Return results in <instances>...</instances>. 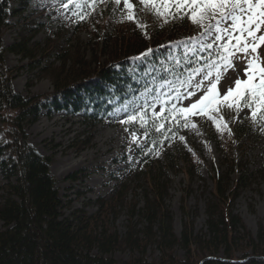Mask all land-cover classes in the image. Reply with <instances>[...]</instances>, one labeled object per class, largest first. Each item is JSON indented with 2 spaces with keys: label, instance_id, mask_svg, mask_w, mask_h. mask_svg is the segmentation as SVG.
I'll return each mask as SVG.
<instances>
[{
  "label": "trees",
  "instance_id": "1",
  "mask_svg": "<svg viewBox=\"0 0 264 264\" xmlns=\"http://www.w3.org/2000/svg\"><path fill=\"white\" fill-rule=\"evenodd\" d=\"M34 1L0 0V132L5 138L0 142V264H120L112 257L120 251L133 256L123 264H264V223L253 236L233 211L250 178L242 164L234 166L239 170L236 180L220 170L211 171L214 189L205 209L206 233H195V218L184 212L187 219L181 236L175 234L174 217L166 204L171 178L183 174L192 181L198 170L192 151L203 145L196 130L191 125L184 127L183 120L167 118L163 122L146 112L141 114L146 118L141 122L138 112L131 115L136 119L127 124L128 130L147 140L137 150L135 162H125L130 181L145 187L142 208L139 203H127L130 186L120 178L111 200L99 204L97 216L82 210L65 216L66 206L50 170L53 159L36 151L26 128L47 112L79 116L93 130L119 107L132 110L134 100L218 58L224 50L188 54L182 50L184 43L177 46L178 37L192 34L187 18H169L149 39L135 26L125 29L113 24L91 61L78 51L72 55L61 39L59 43L53 38L35 42L39 30L31 37L22 31L13 45L4 47L2 35L10 27V18L24 16ZM116 13L115 0H96L92 8L85 5L75 27L89 30L100 20L112 24ZM163 39L170 41L161 44ZM8 53L27 60L30 67L48 77L53 92L33 97L16 93L13 76L18 70L7 67ZM105 55L109 57L106 63L102 62ZM52 60L60 68H54ZM45 61L47 66L42 68ZM207 134L227 156L216 132L208 127ZM233 134L239 145H254L264 134V119L259 114L256 123L245 118L234 125ZM125 206L130 214L122 237L108 222L116 207ZM137 218L140 224H136ZM179 249L184 252L182 260L176 255ZM151 250L159 252L158 263L149 261Z\"/></svg>",
  "mask_w": 264,
  "mask_h": 264
},
{
  "label": "rangeland",
  "instance_id": "2",
  "mask_svg": "<svg viewBox=\"0 0 264 264\" xmlns=\"http://www.w3.org/2000/svg\"><path fill=\"white\" fill-rule=\"evenodd\" d=\"M95 1L35 0L24 16L10 18V27L3 33L2 43L4 47H10L19 39L20 32L24 31L26 37H31L35 31L39 30L34 38L35 42L43 43L48 38L58 42L61 39L65 49L71 48L72 55L78 51L81 57L84 56L87 61H91L94 50L101 49L100 44L113 24L125 29L135 26L143 32L145 39H149L155 28H164L168 23L164 22L163 18L153 15L148 8L141 6L139 0H129L134 5L132 10H129L121 0L119 5L116 4L117 13L112 24L106 20H100L89 30H77L75 26L85 5L92 8ZM12 7L14 8V5ZM131 13H134V19H129ZM215 23V17H209L203 25L194 24L191 21L192 34L178 37L176 45L184 43L182 50L188 54L213 52L216 48L223 50L221 45L224 41L216 39L217 31L215 29L206 31L208 24ZM229 23L228 21L221 23L220 28L228 27ZM239 24L240 21H237V27ZM232 31L236 33V28ZM223 35L227 37V33ZM255 35L257 37L264 35V25ZM169 41V39H163L161 44ZM258 51L261 60L264 61V46ZM221 56L195 68L201 70L199 74L194 73L195 69L187 71L183 76L173 77L153 91L145 93L134 100L132 110H129L126 105L119 107L104 124L93 130L86 126L79 116L69 117L64 113L48 115L47 112H44L37 123L26 128L29 140L36 151L42 156L53 159L50 170L57 181L60 196L66 206L65 216L81 210L88 216H97L101 213L99 204L111 200L117 186L116 180L120 178H123L130 186L127 203H139V208L144 206L145 187L142 183L130 181L132 178L125 162L134 163L137 159V150L144 148L147 140L145 136L131 133L127 124L135 120H127L135 112H138L140 116L147 112L153 119H160L163 122L165 119L161 116L167 117L171 122L183 120L180 117L172 118L173 106L176 109L187 107L190 102H195L197 96L202 95L201 91L197 93V96L186 97L187 92L194 90V87L190 89L188 85L191 83L194 86L195 81L201 80L211 65L221 64ZM102 60L106 63L109 57L105 55ZM5 61L7 67L18 70L13 76V87L16 93L24 97H33L53 92L52 81L48 77H43L39 70L30 67L27 60L8 53ZM51 62L54 63V68H60L59 62L56 63V60ZM232 62L235 69H228L218 84L222 94L229 87L234 88V81L237 78L241 80L246 78L243 74L244 59L238 55ZM45 63L46 65L43 64L42 68L47 66L46 61ZM220 70L223 72V69ZM215 71V69L212 70V76L215 75ZM190 76L191 81H189ZM204 84L207 85L208 81L205 80ZM177 96H180V99H177ZM212 115L217 121L226 122L227 127L222 125L218 130L213 120L208 119L206 115L189 117L190 128L196 130L203 145L198 150L192 151L193 161L198 169L192 181L189 182L183 174L173 175L171 178V188L166 204L174 217L175 234L177 237L181 236L182 225L187 219L184 212H189L195 218V233H206L205 209L208 200L212 198L214 189L210 177L211 171L220 170L223 174H227L229 179L236 180L239 170L234 166L242 164L248 168L250 178L246 189L234 203L233 211L241 218L247 230L256 236L259 224L264 223V134L258 143L241 146L235 139L233 127L245 118L251 123H256V118L252 117L251 111L243 108L237 113L235 108L229 109L221 105L219 111ZM142 116L141 122H145L146 118ZM208 127L216 132L222 142L223 152L227 156L209 139ZM174 138V136L171 137L173 140ZM4 140V135L0 132V142ZM113 213L108 222L109 227L123 237L129 220L128 207H116ZM135 222L140 224L138 218ZM176 255L179 259H184V252L180 249L177 250ZM112 257L120 264L129 262L133 258L132 254L124 251L116 252ZM148 259L158 263L159 252L149 251Z\"/></svg>",
  "mask_w": 264,
  "mask_h": 264
},
{
  "label": "snow or ice",
  "instance_id": "3",
  "mask_svg": "<svg viewBox=\"0 0 264 264\" xmlns=\"http://www.w3.org/2000/svg\"><path fill=\"white\" fill-rule=\"evenodd\" d=\"M115 2L119 5L121 0ZM123 3L129 10L134 8L129 0H123ZM139 3L153 15L163 18L164 22H168V18H187L194 24L203 25L209 17H215L216 23L208 24L206 31L215 29L216 39L224 41L221 45L224 50L220 57L222 63L211 65L201 80L195 81L194 86L191 83L188 85L190 89L194 87V90L187 92L186 97L197 96L201 91L202 95L197 96L195 102H190L187 107L176 109L173 106V119L182 118L183 126L188 127L190 116L206 115L219 130L222 125L227 127V123L217 121L212 113L218 112L221 105L229 109L235 108L237 113L240 109L248 108L253 118H257L259 114V118L264 119V61L258 51L264 46V35H255L264 25V0H255V3L253 0H139ZM134 18V13H131L129 19ZM225 21L230 22L229 26L221 29L220 24ZM237 21H240L238 27ZM233 28H236L238 35L232 31ZM224 33H227V37ZM238 55L245 61L243 74L246 78H237L234 88L229 87L222 94L218 84L228 69H235L232 61ZM213 69L216 70L214 76L211 75ZM220 69H223V72ZM200 71L195 69L194 73L199 74ZM205 80L208 81L207 85L204 84ZM177 99H180V96H177ZM161 118L167 119L163 116ZM135 119V116L129 117L130 121ZM159 127L163 128L164 125L160 124Z\"/></svg>",
  "mask_w": 264,
  "mask_h": 264
},
{
  "label": "water",
  "instance_id": "4",
  "mask_svg": "<svg viewBox=\"0 0 264 264\" xmlns=\"http://www.w3.org/2000/svg\"><path fill=\"white\" fill-rule=\"evenodd\" d=\"M212 259H217V258H207V260H212ZM204 263V261L203 262H201V264H203Z\"/></svg>",
  "mask_w": 264,
  "mask_h": 264
}]
</instances>
